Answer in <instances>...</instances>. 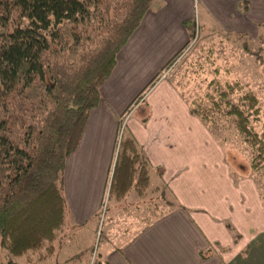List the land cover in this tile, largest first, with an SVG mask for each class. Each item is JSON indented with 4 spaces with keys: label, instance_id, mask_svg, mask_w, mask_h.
<instances>
[{
    "label": "trees",
    "instance_id": "obj_1",
    "mask_svg": "<svg viewBox=\"0 0 264 264\" xmlns=\"http://www.w3.org/2000/svg\"><path fill=\"white\" fill-rule=\"evenodd\" d=\"M152 1L0 0V249L8 264L17 257L41 262L54 254L69 215L65 162L98 105L117 54ZM184 27L192 28L190 23ZM189 31L188 43L161 71L188 48ZM158 77L117 118L100 208L122 201L130 190L139 198L149 193L151 165L134 136L120 132L126 115ZM209 87L212 93L189 103L191 114L203 124L232 127L252 150L250 167L263 170L264 138L253 126L260 119L259 99L251 91L234 99L241 89L237 83L212 81ZM259 198L264 205L263 193Z\"/></svg>",
    "mask_w": 264,
    "mask_h": 264
},
{
    "label": "crops",
    "instance_id": "obj_2",
    "mask_svg": "<svg viewBox=\"0 0 264 264\" xmlns=\"http://www.w3.org/2000/svg\"><path fill=\"white\" fill-rule=\"evenodd\" d=\"M197 5L208 21L229 34L253 37L264 26V0L152 1L117 54L99 89L98 105L65 162L63 191L74 223H86L99 213L117 118L188 43L184 26L193 20ZM124 124L151 165L149 189L155 180L154 187L164 185L176 202L161 215L156 206L151 220L128 236L127 229L118 232L122 239L103 249L98 264H264V242L258 243L264 239L259 195L253 185L229 174L221 145L191 114L177 87L169 80L156 81Z\"/></svg>",
    "mask_w": 264,
    "mask_h": 264
},
{
    "label": "rangeland",
    "instance_id": "obj_3",
    "mask_svg": "<svg viewBox=\"0 0 264 264\" xmlns=\"http://www.w3.org/2000/svg\"><path fill=\"white\" fill-rule=\"evenodd\" d=\"M194 12V18L189 22L193 28L190 30V45L159 74L156 81L169 80L190 105L192 101L205 98L206 93L213 92L209 87L212 81H217L221 86L237 83L241 89L235 91L234 99L244 91L253 92L259 99L260 119L253 126L264 138V26H260L253 37L229 34L208 21L199 5ZM205 126L221 145L229 174H234L235 180L241 179L253 185L258 195L263 193L264 203V169L257 172L250 167L252 150L232 127H221L211 122H206ZM123 132L126 133L127 129L120 134ZM158 185L154 189L155 180H151L146 198H139L134 190H130L122 201H109L86 223L76 224L66 217L64 227L54 242V254L34 264H98L103 249L113 241L122 239L118 232L127 229L128 236L151 220L149 215L152 216L156 206L161 210L156 215L174 206L176 201L168 189ZM262 242L264 239L258 243ZM4 254L0 249V264H8L3 258ZM15 260L20 264L32 263H26L24 257Z\"/></svg>",
    "mask_w": 264,
    "mask_h": 264
}]
</instances>
